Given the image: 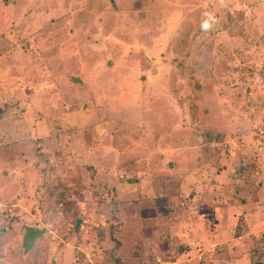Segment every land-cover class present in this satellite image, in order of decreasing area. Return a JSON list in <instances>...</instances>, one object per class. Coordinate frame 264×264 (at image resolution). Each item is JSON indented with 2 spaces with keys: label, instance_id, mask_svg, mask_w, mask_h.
Segmentation results:
<instances>
[{
  "label": "rangeland",
  "instance_id": "obj_1",
  "mask_svg": "<svg viewBox=\"0 0 264 264\" xmlns=\"http://www.w3.org/2000/svg\"><path fill=\"white\" fill-rule=\"evenodd\" d=\"M0 264H264V0H0Z\"/></svg>",
  "mask_w": 264,
  "mask_h": 264
},
{
  "label": "crops",
  "instance_id": "obj_2",
  "mask_svg": "<svg viewBox=\"0 0 264 264\" xmlns=\"http://www.w3.org/2000/svg\"><path fill=\"white\" fill-rule=\"evenodd\" d=\"M119 216H120V212L118 213L116 219H112L113 220V223H111L110 228H109V231H111V233H112L113 236L116 234V232L119 229V226L121 224V219H120ZM253 217L255 218V220L257 219V215H253ZM116 224H118V225H116Z\"/></svg>",
  "mask_w": 264,
  "mask_h": 264
}]
</instances>
